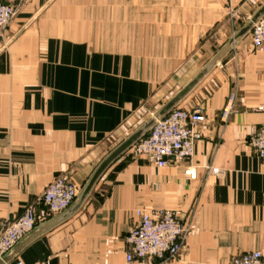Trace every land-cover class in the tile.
Segmentation results:
<instances>
[{"label": "crops", "instance_id": "1", "mask_svg": "<svg viewBox=\"0 0 264 264\" xmlns=\"http://www.w3.org/2000/svg\"><path fill=\"white\" fill-rule=\"evenodd\" d=\"M22 1L13 3H27L26 12L0 32V230L25 207L39 210L61 174L81 186L109 141L140 124L229 38L230 8L238 14L246 5L52 0L17 34L48 0ZM178 107L205 117L190 159L157 167L127 151L74 216L9 264H228L244 252L264 255V158L247 144L264 126V49L246 36ZM156 209L177 213L185 245L174 259L127 262L137 211Z\"/></svg>", "mask_w": 264, "mask_h": 264}, {"label": "built area", "instance_id": "2", "mask_svg": "<svg viewBox=\"0 0 264 264\" xmlns=\"http://www.w3.org/2000/svg\"><path fill=\"white\" fill-rule=\"evenodd\" d=\"M16 11L14 5L0 1V30L7 26ZM249 36L252 48L264 49V17L254 25ZM230 109L227 102L220 114L221 119L227 118ZM204 119L199 109L176 107L137 141L129 152L133 156H144L157 167L188 160L192 156L194 142L201 137L198 125ZM247 144L258 157L264 158V126L251 130ZM78 189L69 174H61L53 179L40 195L39 210L27 206L15 220L0 230V257L38 223L69 206ZM187 233V226L172 210H139L134 225L125 237V260L174 259L181 252ZM11 264L22 262L15 260ZM228 264H264V255L258 250L248 251L234 257Z\"/></svg>", "mask_w": 264, "mask_h": 264}, {"label": "water", "instance_id": "3", "mask_svg": "<svg viewBox=\"0 0 264 264\" xmlns=\"http://www.w3.org/2000/svg\"><path fill=\"white\" fill-rule=\"evenodd\" d=\"M48 0L17 32L19 34L27 27L39 13L51 2ZM264 17V1L259 7L232 33V35L209 57V59L167 100L158 106L146 119H144L133 131L110 149L95 165L88 177L79 187L73 201L61 212L38 223L31 231L21 237L1 257L0 264H9L17 258L20 252L31 242L51 231L74 216L91 195L98 181L107 169L130 148L144 137L158 121L163 119L198 86V84L215 68L222 60L251 32L255 24Z\"/></svg>", "mask_w": 264, "mask_h": 264}, {"label": "rangeland", "instance_id": "4", "mask_svg": "<svg viewBox=\"0 0 264 264\" xmlns=\"http://www.w3.org/2000/svg\"><path fill=\"white\" fill-rule=\"evenodd\" d=\"M14 0H12L11 2L8 1L10 4L14 5L16 8V4L13 3ZM264 0H255L253 2H249V0H246V5L243 6L241 8V11L239 10V13L237 14L235 9H231L229 10V13H228V21H229V26L230 28L228 29V36L230 37L232 35V33L259 7V5L263 2ZM6 2V3H8ZM25 3L24 0L22 1V4ZM27 3H25L22 7L20 6V8L18 9L17 8V11L14 15V17L12 18V20L7 24V26L3 29L0 30V32H5L7 31L8 27L10 26V24L14 21V19L20 14V11L21 10H26V8H24V6L26 5ZM22 11V12H23ZM26 12V11H24ZM27 15V14H26ZM236 25H237V28H236ZM232 27V28H231ZM235 27V28H234ZM250 34V33H249ZM249 36V35H248ZM250 37V36H249ZM154 108L153 109H150L148 112L145 113L144 117H142V120L145 118H147L152 112H153ZM141 121V120H140ZM139 125V122L138 123H135V124H132L129 126V128L126 130V131H122V133L120 135H116L115 136V139H111L109 141V145H108V148L107 150H110L112 149L119 141H121L120 139H122L123 137H126L131 131H133L137 126ZM48 186V185H47ZM80 187V186H78ZM45 190V189H44ZM43 190V191H44ZM42 194V193H41ZM26 208V207H25ZM187 237V236H186ZM186 240V239H185ZM185 245V242L183 244V246ZM183 248V247H182ZM259 251V250H258ZM261 252V251H260Z\"/></svg>", "mask_w": 264, "mask_h": 264}]
</instances>
